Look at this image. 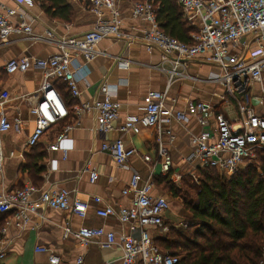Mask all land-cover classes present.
<instances>
[{
	"label": "crops",
	"instance_id": "crops-1",
	"mask_svg": "<svg viewBox=\"0 0 264 264\" xmlns=\"http://www.w3.org/2000/svg\"><path fill=\"white\" fill-rule=\"evenodd\" d=\"M134 1L123 0L118 7L122 30L131 36V40L106 39L94 48L99 54L93 60L87 61L84 56L78 58V97L73 98L62 82H54L69 109V116L48 131L35 149H30L27 141L35 130L36 120L31 110L41 94L43 72L33 68L26 73L8 75L5 72L6 63L16 58L48 59L59 53L55 40L81 38L95 28L99 18L89 10L87 0H67L72 8V21L69 23L48 16L42 8V0H0L4 7H21L26 14L24 21L33 22L34 35L42 38L32 41L27 35H13L6 43H0V94L5 91L10 94L5 104V115L12 125L11 130L2 136L6 160L0 175V193L31 184L39 189L33 200H38L41 192L66 189L74 197L89 203L86 219L40 208L24 225L14 218V211L6 212L11 216L5 223V226L10 224L1 239L6 249L5 257L1 260L3 264H50L49 255L37 252L38 247H46L67 264H77L80 258H83V264H121V249H102L96 243L82 248L73 236L64 237V227L66 223L73 231L82 227H103L114 232L118 240L125 235L138 238L140 229L131 230L129 225L119 221L117 215L108 219L97 216V211L106 207H112L116 212L121 208L133 207L134 195H123L133 172L140 177V188L147 183L152 184V196L165 197L169 201L166 222L181 225L182 218L188 216L178 199L170 200L159 186L160 178L166 175L157 157V130L143 128L139 134H134L122 132L121 127L127 117L143 116L146 96L150 92L167 91L169 103L177 111H183L189 102L202 101L230 119L236 116L235 104L225 95L222 85L209 81L220 70L216 65L205 62L204 56L187 65L181 62L176 70L178 75L170 82L174 65L164 62L157 50L149 51L143 45L145 25L133 17ZM14 22L19 24L22 19L17 17ZM49 34H53L55 39L47 40ZM120 61H128L131 67L121 68ZM103 82L108 83L120 104V119L108 133L96 131V118L92 110L79 111L83 105L92 106L95 101L103 99L99 88ZM253 95L256 111L260 113L261 90L258 84L254 86ZM17 121L20 122L19 130L15 127ZM163 125L164 129H171L174 136L173 139L164 137L174 159L171 181L179 185L185 177L198 178L195 164L191 165L186 159L192 153L191 139L199 135L202 128L195 119L188 123L175 121L171 125ZM66 127H72V130L61 142L60 150H50ZM116 140H122L126 148L137 151L128 162L129 168H118L109 153L101 150L104 144ZM145 156L151 157L152 162L146 163L143 159ZM30 162L32 166L28 165ZM26 166L31 167V173L25 169ZM32 167L43 168L44 171L38 174ZM92 171L98 173L95 183L90 182ZM94 198H99L101 202L96 203ZM149 232L154 241L165 236L161 230L152 228Z\"/></svg>",
	"mask_w": 264,
	"mask_h": 264
},
{
	"label": "built area",
	"instance_id": "built-area-1",
	"mask_svg": "<svg viewBox=\"0 0 264 264\" xmlns=\"http://www.w3.org/2000/svg\"><path fill=\"white\" fill-rule=\"evenodd\" d=\"M89 10L98 18L95 28L79 39L67 38L55 40L59 53L48 59L16 58L8 61L5 72L8 75L26 73L37 68L43 72L41 94L31 113L36 117L35 130L27 141L32 149L40 139L58 123L69 116V109L54 82L66 85L73 98L79 96L77 61L84 56L87 61L93 60L99 53L94 48L106 39L117 41L131 40V36L122 30L118 7L123 0H87ZM187 21L196 29L191 35V43H184L166 35L157 23L158 6L153 0L134 2L133 17L140 20L143 29L142 43L149 51L157 50L164 62H171L174 69L171 79L178 75L176 71L181 62L186 65L204 56L205 62L216 65L220 70L217 76L209 81L220 84L225 95L235 104L236 116L228 118L223 112L202 101L189 102L183 111H177L166 92H150L146 96V106L142 117H127L121 131L139 134L143 128L157 130L158 150L162 172L169 176L173 169L174 159L164 137L173 139L171 129H164L163 124L173 122L188 123L195 119L202 131L191 139L192 153L186 159L194 165V170L212 168L221 172L234 174L245 163L255 158L258 151L264 150V0H178ZM25 12L20 8H8L0 4V43H6L13 35H27L32 41L42 38L34 35L33 22L24 21ZM110 15L109 18H105ZM22 22L16 24L15 18ZM47 40H54L49 34ZM124 69L131 67L128 61H120ZM258 84L261 90L260 113L256 111L253 89ZM102 100L92 106L85 104L79 111L95 113L96 131L108 133L114 129V123L120 119V104L115 100L107 82L100 85ZM10 94H0V175L5 166V154L2 136L11 130L12 125L5 115V104ZM17 130L20 122L15 123ZM72 127H66L58 136L50 150L59 151L61 142L67 137ZM109 153L118 168L125 169L137 151L126 148L122 140L106 143L101 149ZM66 153V151H65ZM146 163L152 162L145 156ZM195 173L192 174V176ZM96 171L90 173V182L95 183ZM39 192L35 186L26 184L22 188L0 193V213L14 211V218L26 225L31 215L37 214L40 208L69 213L80 219H86L89 203L66 189L41 192L38 200L33 196ZM152 184L140 188V177L133 172L132 179L123 195H134L132 208H121L118 212L112 207L97 211V216L108 219L117 215L119 221L129 225L131 230L140 229L138 238L132 235L122 236L119 240L114 232L101 228L82 227L73 231L68 223L64 227V237L73 236L82 248L96 243L102 249L117 247L122 251L121 264H178L179 260L156 246L149 229L167 231L165 227L169 201L165 197L152 196ZM93 201L100 203L99 198ZM7 226L3 227V234ZM5 244L0 240V260L5 257ZM39 253L49 255L50 264H67L46 247H38ZM83 264V258L77 261ZM263 264V263H262Z\"/></svg>",
	"mask_w": 264,
	"mask_h": 264
},
{
	"label": "trees",
	"instance_id": "trees-1",
	"mask_svg": "<svg viewBox=\"0 0 264 264\" xmlns=\"http://www.w3.org/2000/svg\"><path fill=\"white\" fill-rule=\"evenodd\" d=\"M153 1L158 6L157 23L162 32L191 43L196 29L185 18L178 0ZM42 2L48 16L65 23L72 21V8L67 0ZM30 166L25 167L29 173ZM36 168V173H43V168ZM240 173L227 179L215 169H199L198 186H194L191 177L182 179L180 185L186 186V191L171 181V175L161 177L159 186L173 199L182 201L191 221L187 230L176 231L178 229L171 226L170 234L156 240V246L178 258V264L264 262V163L259 171L249 168ZM192 191L194 194L190 196ZM10 216L0 213L1 227ZM0 264H3L1 260Z\"/></svg>",
	"mask_w": 264,
	"mask_h": 264
},
{
	"label": "rangeland",
	"instance_id": "rangeland-1",
	"mask_svg": "<svg viewBox=\"0 0 264 264\" xmlns=\"http://www.w3.org/2000/svg\"><path fill=\"white\" fill-rule=\"evenodd\" d=\"M264 163V152H257L256 155H255V158L252 159L251 161L247 162L244 164V166L236 173L234 174H231V173H228V172H221V171H217L218 175L222 176V177H225L227 179L231 178L232 176L234 175H237L239 174L241 171H244V170H247L249 168H255L257 169V171H259V169L261 168L262 164ZM196 173V177H198L197 175V171L195 172ZM243 173V172H242ZM241 174V173H240ZM193 181H194V186H198V178H193ZM180 187H182L183 191H186L187 187L183 186L182 184L180 185ZM194 192L192 191L191 194H189L190 196H193ZM170 200H173L172 197H170ZM180 203H181V206L182 208L184 209V206H183V203L181 200H178ZM185 210V209H184ZM186 212V211H185ZM186 215L188 216H185L182 218V223L181 225H176L174 223H170L169 221L165 223V227L167 228V231L166 232H163L166 236L170 234V230H171V226H174L175 228H177L178 230L176 231H182V230H187L190 228V219H191V216L186 212ZM182 217V216H181ZM3 227L0 226V240L3 238ZM264 264V262H262ZM261 263V264H262Z\"/></svg>",
	"mask_w": 264,
	"mask_h": 264
}]
</instances>
